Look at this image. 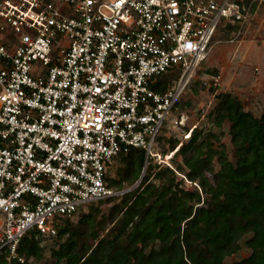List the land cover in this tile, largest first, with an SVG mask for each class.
Segmentation results:
<instances>
[{
    "label": "built area",
    "instance_id": "1",
    "mask_svg": "<svg viewBox=\"0 0 264 264\" xmlns=\"http://www.w3.org/2000/svg\"><path fill=\"white\" fill-rule=\"evenodd\" d=\"M262 3L0 0V253L16 257L31 230L55 236L64 217L135 189L218 36L237 38ZM131 147L146 150L143 176L111 185Z\"/></svg>",
    "mask_w": 264,
    "mask_h": 264
},
{
    "label": "trees",
    "instance_id": "2",
    "mask_svg": "<svg viewBox=\"0 0 264 264\" xmlns=\"http://www.w3.org/2000/svg\"><path fill=\"white\" fill-rule=\"evenodd\" d=\"M176 78L161 79L156 89L166 90ZM211 116L218 126L230 122L234 160L225 147H214L211 139H219L216 134L203 137L194 129L174 156L183 157L188 167L184 174L197 187H185L170 167L157 170L150 158L140 184L121 196L110 214L97 222L98 229L95 204L117 197L86 205L76 216L77 224L75 217L62 219L56 235H70L55 256L64 259L63 264H225L244 241L251 253L231 264H264V114H253L239 97L221 92ZM175 147L172 142V150ZM215 156L221 164L218 171ZM145 162L146 150L131 147L120 155L117 171L108 177L110 184L132 186ZM177 165L182 172L183 165ZM154 244L160 247L145 252ZM42 257L37 231L31 230L19 243L16 257L9 250L0 253V264Z\"/></svg>",
    "mask_w": 264,
    "mask_h": 264
},
{
    "label": "rangeland",
    "instance_id": "3",
    "mask_svg": "<svg viewBox=\"0 0 264 264\" xmlns=\"http://www.w3.org/2000/svg\"><path fill=\"white\" fill-rule=\"evenodd\" d=\"M233 37L232 31L223 30L221 32L218 36L219 42L196 70L194 77L181 96L180 102L178 101L179 103L167 116L166 123L157 138V140L160 139L154 150L160 156L151 159L153 164L158 166L157 170L166 166L174 169L177 180H183V185L187 188H195L198 183L187 179L184 173L188 167L184 164L183 157L181 155L174 156V153L183 143L188 142L189 138L186 137V134L193 132L194 129L200 131L203 137L209 133L216 134L219 139L215 137L211 139L214 147L219 150L225 147L230 159L234 160L230 122L226 121L222 126H218L211 116L218 102L219 93H232L241 99L246 110L257 116L264 114V3L256 5L255 11L252 12L246 26L242 28L241 34L231 40ZM173 74V72L164 74L161 79L166 81L174 79L175 75ZM177 120L179 123L176 122ZM172 142L176 144L174 150H172ZM178 163L183 165L182 172L177 168ZM213 164L216 171L221 169L217 156L214 157ZM117 166L114 172L117 171ZM120 199L121 196H117L116 201L95 204L98 207V211L94 213L97 220L94 223L96 229L99 228L97 222L104 215L108 216L112 206ZM82 208L85 209L86 205ZM88 211L90 210L88 209L86 212ZM78 220L79 217H75L74 224H77ZM106 224L107 227L111 226L108 221ZM105 233L106 231L102 232V234ZM69 235L70 232L62 237L59 235L39 236L43 257L30 261L23 258L19 264H63L64 259L59 260L54 252L60 250ZM241 245V250L228 256L225 264L241 260L251 253V249L244 241ZM159 247V244H154L144 250L148 252L150 248L157 249Z\"/></svg>",
    "mask_w": 264,
    "mask_h": 264
},
{
    "label": "water",
    "instance_id": "4",
    "mask_svg": "<svg viewBox=\"0 0 264 264\" xmlns=\"http://www.w3.org/2000/svg\"><path fill=\"white\" fill-rule=\"evenodd\" d=\"M143 176V173H142V175H141V177Z\"/></svg>",
    "mask_w": 264,
    "mask_h": 264
}]
</instances>
